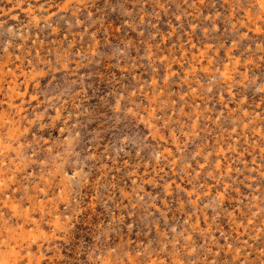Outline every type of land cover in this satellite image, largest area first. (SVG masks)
Segmentation results:
<instances>
[{
    "label": "rangeland",
    "instance_id": "rangeland-1",
    "mask_svg": "<svg viewBox=\"0 0 264 264\" xmlns=\"http://www.w3.org/2000/svg\"><path fill=\"white\" fill-rule=\"evenodd\" d=\"M0 264H264V0H0Z\"/></svg>",
    "mask_w": 264,
    "mask_h": 264
}]
</instances>
